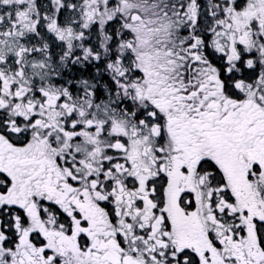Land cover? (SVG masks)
Instances as JSON below:
<instances>
[{
  "label": "snow or ice",
  "instance_id": "snow-or-ice-1",
  "mask_svg": "<svg viewBox=\"0 0 264 264\" xmlns=\"http://www.w3.org/2000/svg\"><path fill=\"white\" fill-rule=\"evenodd\" d=\"M0 264H264V0H0Z\"/></svg>",
  "mask_w": 264,
  "mask_h": 264
}]
</instances>
